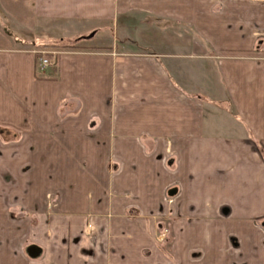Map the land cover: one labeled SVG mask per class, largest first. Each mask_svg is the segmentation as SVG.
<instances>
[{
    "label": "crops",
    "instance_id": "obj_1",
    "mask_svg": "<svg viewBox=\"0 0 264 264\" xmlns=\"http://www.w3.org/2000/svg\"><path fill=\"white\" fill-rule=\"evenodd\" d=\"M8 5L120 32L39 72L0 28V264H264V0Z\"/></svg>",
    "mask_w": 264,
    "mask_h": 264
},
{
    "label": "rangeland",
    "instance_id": "obj_2",
    "mask_svg": "<svg viewBox=\"0 0 264 264\" xmlns=\"http://www.w3.org/2000/svg\"><path fill=\"white\" fill-rule=\"evenodd\" d=\"M15 2V0H13ZM10 2V0H0V28H2L3 33L6 34H12L13 37L11 38V46H16V45H20L19 48L21 50H29V51H47V52H51V53H60V52H64V51H72L71 49H64L62 47H64L65 45L68 44H74L75 40L72 39L73 36L77 35L80 31H81V27L77 26V25H66L65 23L59 21V22H55L54 24L50 25L48 30H42L41 33H35L34 37H29V36H25L22 34H26V33H21V27L19 24V20L16 21L11 17L10 12L8 11V9L10 7L8 3ZM15 9V5L12 6ZM8 8V9H7ZM29 16V15H27ZM86 26V25H85ZM120 24L117 25L115 24V26H111L109 25L108 28L105 31H101L99 32L95 38H89L92 35L94 36L93 33L85 36L88 40H86L87 42H90V45H96L97 43L103 42H109L112 40L113 42V37L114 35H118L119 37V33L120 32ZM38 27H35V30L38 31L37 29ZM113 29V30H112ZM113 31V33H112ZM38 34V36H37ZM16 39H15V38ZM67 38H70L67 39ZM20 39V40H19ZM94 39V40H93ZM116 39L114 38V41ZM21 41H31L33 44H24L21 45ZM118 41V39H117ZM47 47V48H46ZM36 56V55H35ZM56 56V55H55ZM206 261H204L205 263ZM204 263H198V264H204ZM147 264H150L149 262H147ZM153 264V263H151ZM157 264V263H156ZM196 264V263H194Z\"/></svg>",
    "mask_w": 264,
    "mask_h": 264
},
{
    "label": "built area",
    "instance_id": "obj_3",
    "mask_svg": "<svg viewBox=\"0 0 264 264\" xmlns=\"http://www.w3.org/2000/svg\"><path fill=\"white\" fill-rule=\"evenodd\" d=\"M33 54L37 56V70L39 72H43L51 65L49 58L59 53H51L47 51H34Z\"/></svg>",
    "mask_w": 264,
    "mask_h": 264
},
{
    "label": "flooded vegetation",
    "instance_id": "obj_4",
    "mask_svg": "<svg viewBox=\"0 0 264 264\" xmlns=\"http://www.w3.org/2000/svg\"><path fill=\"white\" fill-rule=\"evenodd\" d=\"M56 207V200L54 198L48 197L47 198V208L49 211L53 210ZM159 235L157 236V239L161 243L168 244L169 238H170V231L169 229L158 227Z\"/></svg>",
    "mask_w": 264,
    "mask_h": 264
},
{
    "label": "trees",
    "instance_id": "obj_5",
    "mask_svg": "<svg viewBox=\"0 0 264 264\" xmlns=\"http://www.w3.org/2000/svg\"><path fill=\"white\" fill-rule=\"evenodd\" d=\"M82 40H88V39H87V38H80V39H77V40H75V43H74V44H68V45H65V46L62 47V48H64V49L75 50L77 44H78L80 41H82ZM46 48H47V47H46ZM35 65H36V67H37V56H36Z\"/></svg>",
    "mask_w": 264,
    "mask_h": 264
},
{
    "label": "water",
    "instance_id": "obj_6",
    "mask_svg": "<svg viewBox=\"0 0 264 264\" xmlns=\"http://www.w3.org/2000/svg\"><path fill=\"white\" fill-rule=\"evenodd\" d=\"M93 37V35L91 36V37H89V38H92ZM176 190L175 189H173V190H171L170 192H169V195L170 196H174L175 194H176ZM264 226V225H263Z\"/></svg>",
    "mask_w": 264,
    "mask_h": 264
}]
</instances>
